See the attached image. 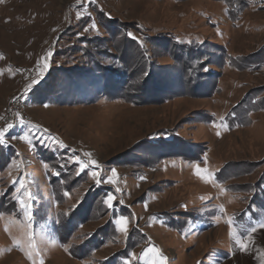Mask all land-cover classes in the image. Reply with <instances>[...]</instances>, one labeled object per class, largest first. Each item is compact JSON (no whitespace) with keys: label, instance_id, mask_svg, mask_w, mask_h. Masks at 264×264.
Returning <instances> with one entry per match:
<instances>
[{"label":"rangeland","instance_id":"1","mask_svg":"<svg viewBox=\"0 0 264 264\" xmlns=\"http://www.w3.org/2000/svg\"><path fill=\"white\" fill-rule=\"evenodd\" d=\"M243 5L230 18L222 0H0V264H101L130 237L139 243L124 264H264V0ZM98 7L171 74L164 37L202 43L211 92L143 103L138 72L121 91L130 102L97 95L96 74L70 81L65 67L89 64L75 56L84 41L112 26ZM21 94L30 120L4 128ZM166 130L201 159L156 158L153 135L161 145ZM121 217L127 232L110 221Z\"/></svg>","mask_w":264,"mask_h":264},{"label":"trees","instance_id":"2","mask_svg":"<svg viewBox=\"0 0 264 264\" xmlns=\"http://www.w3.org/2000/svg\"><path fill=\"white\" fill-rule=\"evenodd\" d=\"M222 1L228 6V15L231 18L234 17L235 14H239L243 8H245V4L243 5V3H247L250 0ZM97 9H99V12L105 13V21H110L109 24H112V26L107 25V35L97 33L93 36H89V41H84V44L89 42H93V44L91 47L88 45V49L84 48L85 46L82 47V52L79 51L80 54L76 53L75 56L81 57L82 59L88 58L89 64L86 66V63H83L84 65H82V63H75L71 66H67L68 68L65 67L64 69H67L73 74L69 75L67 70H63L66 72L65 75L70 81L74 82V80L77 78L84 82L86 78H80L82 73H86L88 75L91 74L90 78L92 75L96 74L95 76L97 79H93L95 81H102L100 87L97 90V95L101 94L103 97L114 96L116 99L120 97L123 98V100L130 102H132V100L127 98L126 95L121 93V91L125 87H128L132 84L129 83L131 81V75L133 73L138 74V72L141 73V86L146 88H143L144 96L140 97L143 103H146L149 100L157 101L159 100L158 97H161V101L162 97L165 95H168V97L171 98L173 97L172 93L176 92H179L180 95L187 94L193 96L205 95L211 92L210 90L215 85V72L211 71L210 68H206L207 70H205L204 67L205 65L209 66V63L205 61H209L210 58L213 59V56L210 55V52L206 51V49H203L202 43L193 40L185 42L178 39L177 37H164L166 41V48H168L170 51L169 55L172 59V64H174L175 67L177 66L176 68L178 69V71L171 74L170 72L166 71L164 64H160L156 58H151L145 42L134 34L133 27L120 29L117 26V23L113 20L110 12L104 10L103 8L101 9L100 7ZM101 22L105 23L104 19ZM128 33L134 34L138 40L130 39L127 35ZM105 38L108 39V44L105 43ZM139 41H142L143 44H139ZM109 44H111L110 47ZM139 51L142 53V58L139 57L138 60H135L138 61L136 63L138 66L130 65L132 58L136 57L134 56V53ZM257 57L258 55H255V58ZM142 72H146L147 75H143ZM80 81H75V83H77L75 85L76 88L77 86L78 88L83 87V83H80ZM168 89L170 92L166 91ZM167 100L169 99L167 98ZM240 106L241 103L234 106V108L227 113L226 120L228 121L229 127H234L239 123L240 108L238 107ZM247 112L248 110L246 113ZM206 117L208 122H218L216 116L213 113L207 114ZM164 134L166 136L163 137L165 139L163 140L164 143L156 146L152 145L156 144V142H159L162 136L159 134L153 135L158 141L152 140L150 148L152 152L155 150L154 154L156 158L157 155L160 154V158L169 156H184L191 161L201 159L202 156H196L195 149L191 150L189 147V142H187L178 132L169 133L168 130H166ZM182 142L183 144L180 146ZM184 152L187 153L185 154ZM188 152H190V155H188ZM223 170L224 168H221V170L216 173V179L219 183L225 182L227 179V177H224L222 174ZM113 220L110 221L114 224V228L116 223H114ZM132 239V237L129 238L127 248L123 249V252L112 255L109 257V259L103 261L101 264H124L125 260L130 256L132 252L131 250L135 248L137 243H139L132 241ZM95 247L96 245L93 246L90 244L88 251ZM138 264L141 263L138 262Z\"/></svg>","mask_w":264,"mask_h":264},{"label":"snow or ice","instance_id":"3","mask_svg":"<svg viewBox=\"0 0 264 264\" xmlns=\"http://www.w3.org/2000/svg\"><path fill=\"white\" fill-rule=\"evenodd\" d=\"M127 35H128V37H129L130 39L138 40V38H137L134 34H132V33H128ZM139 44L142 45L143 42H142V41H139ZM45 67H47V64H45ZM205 70H207V69H205ZM143 75H147V73L145 72V73H143ZM34 83H35V82H34ZM29 87L31 88L32 86L30 85ZM7 127H8V128H11L12 125H8ZM218 135H219V133H218ZM4 136H5V129H0V143H2V142L4 141ZM91 163H92L93 165H97V166H98V162H97L96 160H92ZM196 171H197V174H200L201 169H200L199 167H197ZM204 171H206V170H204ZM116 174H117V173L115 172V170H113V171H112V175L115 176ZM92 176H93V178H95V182H96L97 184H100V183L103 182V180H102L101 178H99V177H100V173H99V172L94 171V172L92 173ZM111 182H112V181L109 180V183H111ZM114 199H115V197H112V196H109V197H108L107 202H108L109 207L112 206V202H113ZM29 215H31V213H29ZM115 223H116L117 225L120 226V228H121L122 231L127 232V230H128V229H127V223H128V221H127L125 218L121 217V218H119V219H116ZM253 231H255V229H253ZM241 247L244 248L245 250H247V247H248V246L245 244V245H241ZM153 251H154L153 248H149V249L147 250V252L144 253V255L147 256L148 253L153 252ZM41 264H43L42 261H41ZM160 264H165V262L162 260V261H160Z\"/></svg>","mask_w":264,"mask_h":264},{"label":"built area","instance_id":"4","mask_svg":"<svg viewBox=\"0 0 264 264\" xmlns=\"http://www.w3.org/2000/svg\"><path fill=\"white\" fill-rule=\"evenodd\" d=\"M27 71L28 73H32V71ZM26 96L21 94V95H16L14 101L12 102L11 106L8 107L7 109V115L5 118V121L3 123V127L5 128L8 125H12L14 123H20V122H26L29 121L30 119L26 117V101H25Z\"/></svg>","mask_w":264,"mask_h":264}]
</instances>
